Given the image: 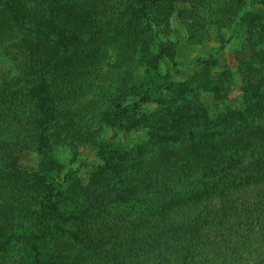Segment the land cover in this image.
<instances>
[{"label":"trees","instance_id":"obj_1","mask_svg":"<svg viewBox=\"0 0 264 264\" xmlns=\"http://www.w3.org/2000/svg\"><path fill=\"white\" fill-rule=\"evenodd\" d=\"M79 1L0 0V50L8 54L0 55V119L7 106L24 102L29 104L30 118L45 120L49 114L52 118L56 114V118L58 105L70 99V95L48 93L55 81L61 84L65 73L57 74L64 68L82 69L90 55H94V67L98 68L107 60L100 50L109 41L116 53L115 61L128 54L139 69L132 85L136 88L133 98L149 101L146 95L153 90L174 91V83L159 80L166 74L159 75L158 69L160 59L174 54V49L155 27H169L175 10L171 1L175 0H87L85 11ZM188 1L194 4V0ZM228 12L233 10L226 9L224 16ZM190 13L192 25L196 13ZM255 17L261 21L249 20L253 28L249 27L243 43L257 47L256 57L264 62V17ZM81 19L85 31L72 32ZM212 22L216 23L214 19ZM191 25L193 38L197 32ZM110 33L115 34L113 39L107 37ZM257 72V81L251 75L245 78L242 105L224 106L215 111V116L205 101L196 97L197 86L191 95L186 94L187 98L180 96L169 108L163 127L192 126L188 135L163 133L162 127L150 126L147 135L151 153L162 144L182 142L184 147H170L168 155H162L161 165L151 158L150 169H135L134 196L119 191L114 203L118 211L131 205L132 217L119 211L109 215L115 222L104 226L105 212L91 215V224L100 234L95 235L98 247L106 253L111 247H101L103 241H115L107 246L115 245L117 264H172L180 259L181 264H248L244 254L250 246L264 249V72ZM150 74L157 83L151 85L146 79ZM89 83L88 79L85 84ZM142 84L143 92L139 90ZM206 92L214 93L212 89ZM87 94L92 96L91 92ZM117 100L108 115L112 128L127 115L121 108L115 111ZM148 117L134 119L129 127L143 128L152 122ZM172 169L177 178L166 183ZM140 183L148 184L146 191ZM46 189L54 187L48 184ZM46 197L42 207L51 211L56 203ZM40 223L46 224L42 219ZM205 243L214 244L218 254L203 247ZM31 249L35 264H42L41 249L35 240ZM258 261L264 264V255Z\"/></svg>","mask_w":264,"mask_h":264},{"label":"rangeland","instance_id":"obj_2","mask_svg":"<svg viewBox=\"0 0 264 264\" xmlns=\"http://www.w3.org/2000/svg\"><path fill=\"white\" fill-rule=\"evenodd\" d=\"M79 2L85 11L87 0ZM171 4L175 10L169 27L162 24L155 28L174 49V54H166L158 66L159 75L166 74L165 78L158 79L165 80L166 84L174 83V91L153 90L146 95L149 101L133 98L136 88L132 85L139 69L128 54L115 61L116 53L109 41L100 50L101 57L107 60L98 68L94 67V55H90L82 69L64 68L57 74L65 73L61 76L62 85L55 81L48 93L70 95V99L58 105L56 118V114L53 118L49 114L45 120L30 118L27 102L6 107L0 119L3 125L0 130V264H35L31 249L34 240L40 246L42 264H117L115 245L107 246L113 239L103 241L101 247H111L106 253L98 247L95 239L98 227L91 224L94 220L91 215L105 212L104 226L114 223L116 219H109V215L119 211L132 217L131 205L122 206L118 211L114 203L119 191L132 192L134 196L135 169H150L151 158L161 165V157L168 155L170 147H184L182 142L162 144L156 146L157 152L151 153L147 135L150 126L162 127L163 133L188 135L192 126L163 127L169 108L180 96L187 98L186 94L191 95L197 86L196 97L205 101L215 116V111L224 106H241L245 78L251 75L257 81L260 78L257 71L264 72V62L256 57L258 48L243 43L249 27L253 28L249 20L255 18L260 22L255 17L257 14L264 17V0H215L213 3L194 0V4L175 0ZM226 9L233 10L234 14L228 12L224 16ZM191 11L196 13L192 25ZM189 25L195 26L191 28L197 32L193 38ZM85 28L81 19L72 32L85 31ZM107 37L113 39L115 34ZM3 54L4 50H0V55ZM88 79L90 83L85 84ZM146 79L151 85L158 82L151 74ZM139 90L143 92L145 86L142 84ZM87 92L92 96H87ZM114 99H118L115 111L121 108L127 115L112 128L108 125V115ZM118 101L120 107H117ZM142 116H149L152 122L143 128L141 125L129 127L134 119ZM141 146L146 147L141 150ZM175 171H168L166 183L177 178ZM48 184L54 189L47 190ZM147 185L140 183V188L146 191ZM46 195L56 203L51 211L42 207ZM41 219L45 226L40 223ZM203 247L218 254L214 244L205 243ZM244 255L248 264H259L258 258L264 255V249L250 246ZM181 263V259L172 262Z\"/></svg>","mask_w":264,"mask_h":264}]
</instances>
